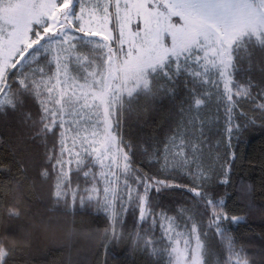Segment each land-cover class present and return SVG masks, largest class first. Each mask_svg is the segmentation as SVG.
I'll use <instances>...</instances> for the list:
<instances>
[{
    "label": "snow or ice",
    "instance_id": "obj_1",
    "mask_svg": "<svg viewBox=\"0 0 264 264\" xmlns=\"http://www.w3.org/2000/svg\"><path fill=\"white\" fill-rule=\"evenodd\" d=\"M29 101L36 115L25 110ZM164 101L177 120L162 140L124 135L126 110ZM214 101L229 143L255 126L240 122L242 103L264 110V0H0V116L22 115L30 138L43 142L39 174L55 178L57 204L106 215V249L127 239L130 252L156 264H210L214 235L223 253L217 264H253L231 228L246 218L230 216L226 198H214L209 186L231 185L235 152L219 175L198 162L206 142L202 112ZM138 153L147 169L136 163ZM13 166L26 175L27 164ZM5 170L11 175L0 163ZM169 189L192 193L202 218L182 221V209L165 210L158 201ZM6 216L19 218L18 204ZM29 246L0 235V264Z\"/></svg>",
    "mask_w": 264,
    "mask_h": 264
},
{
    "label": "trees",
    "instance_id": "obj_2",
    "mask_svg": "<svg viewBox=\"0 0 264 264\" xmlns=\"http://www.w3.org/2000/svg\"><path fill=\"white\" fill-rule=\"evenodd\" d=\"M246 75L241 73L239 77L243 80ZM252 75L257 80L262 79L258 72ZM242 108L245 115L240 122L255 121V126L242 131L239 139L231 143L224 131L223 111H217L215 101L204 109L206 142L198 162L209 174L219 175L227 166L230 153L235 152L234 161H230L231 185L213 182L209 186L214 198H226L230 216L246 218L245 223L231 226L232 233L253 264H264V110H257L247 102L242 103ZM29 109L33 115L38 113L31 101L25 106V110ZM176 120V111L167 101L150 109L134 106L125 111L122 131L131 141L155 143L164 138ZM0 138V163L5 164L6 169L11 168V175L7 170L0 171V235H7L9 240L30 242L10 264H105V261L107 264H156L152 257L130 252L127 239L106 249L103 233L108 218L104 213L81 209L78 203L65 207L63 202H55L52 196L55 178L39 174L46 164V149L43 142L30 138L22 115L10 112L7 117L0 116ZM15 161L27 164L26 175L13 166ZM136 163L146 169L149 167L139 153ZM13 175L18 183L12 182ZM72 178L76 179L74 172ZM176 178L182 183H191L185 176ZM80 183L83 186L82 177ZM158 202L170 214L180 215L178 208L182 209V221L189 217L200 220L204 212L198 199L186 189H169ZM12 204L20 207L19 218H7L6 208ZM134 222V215L129 213L125 223L127 232L133 230ZM209 243L213 249L210 264H217L216 253L223 255L220 244L214 235H210Z\"/></svg>",
    "mask_w": 264,
    "mask_h": 264
}]
</instances>
